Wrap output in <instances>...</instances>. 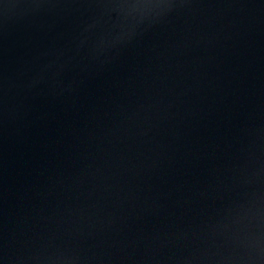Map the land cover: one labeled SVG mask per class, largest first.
Returning a JSON list of instances; mask_svg holds the SVG:
<instances>
[{
  "label": "water",
  "instance_id": "water-1",
  "mask_svg": "<svg viewBox=\"0 0 264 264\" xmlns=\"http://www.w3.org/2000/svg\"><path fill=\"white\" fill-rule=\"evenodd\" d=\"M0 264H264V0H0Z\"/></svg>",
  "mask_w": 264,
  "mask_h": 264
}]
</instances>
